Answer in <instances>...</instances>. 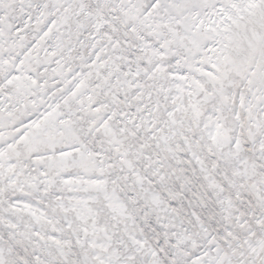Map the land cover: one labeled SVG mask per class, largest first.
<instances>
[{
    "label": "snow or ice",
    "instance_id": "snow-or-ice-1",
    "mask_svg": "<svg viewBox=\"0 0 264 264\" xmlns=\"http://www.w3.org/2000/svg\"><path fill=\"white\" fill-rule=\"evenodd\" d=\"M0 264H264V0H0Z\"/></svg>",
    "mask_w": 264,
    "mask_h": 264
}]
</instances>
